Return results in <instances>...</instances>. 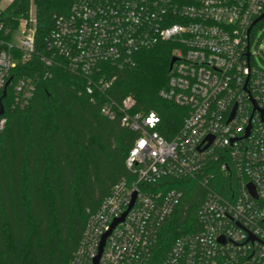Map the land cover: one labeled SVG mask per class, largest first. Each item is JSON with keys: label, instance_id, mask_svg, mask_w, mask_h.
I'll return each instance as SVG.
<instances>
[{"label": "built area", "instance_id": "built-area-1", "mask_svg": "<svg viewBox=\"0 0 264 264\" xmlns=\"http://www.w3.org/2000/svg\"><path fill=\"white\" fill-rule=\"evenodd\" d=\"M263 11L264 0H75L55 17L41 52L33 5L17 27L0 22V136L6 109L34 96V78L13 73L35 55L87 78L86 91L103 98L101 113L136 134L128 174L88 211L69 264L98 255L97 264H264V68L250 51ZM159 41L172 43L175 57L159 95L186 109L170 139L155 129L153 111L134 110L131 94L106 93L115 78L106 67L133 66ZM167 179L196 181L204 197L196 230L159 253V231L183 198Z\"/></svg>", "mask_w": 264, "mask_h": 264}, {"label": "trees", "instance_id": "trees-1", "mask_svg": "<svg viewBox=\"0 0 264 264\" xmlns=\"http://www.w3.org/2000/svg\"><path fill=\"white\" fill-rule=\"evenodd\" d=\"M74 1L11 0L0 9V22L17 27L32 4L41 52L55 17L66 14ZM262 21L251 30L250 42ZM172 50V43L159 41L140 50L133 66L106 67L115 75L106 93L116 100L131 94L134 110L157 115L155 129L166 139L186 115L184 107L159 95ZM21 72L31 75L36 87L25 108L6 109L0 136V264H69L88 211L128 174L125 158L136 134L101 113L103 98L86 91L87 78L63 66L44 67L36 55L28 63L19 62L13 76ZM167 183L181 189L183 198L159 231V253L177 236L196 230V212L204 197L196 181Z\"/></svg>", "mask_w": 264, "mask_h": 264}, {"label": "rangeland", "instance_id": "rangeland-1", "mask_svg": "<svg viewBox=\"0 0 264 264\" xmlns=\"http://www.w3.org/2000/svg\"><path fill=\"white\" fill-rule=\"evenodd\" d=\"M7 2L8 0H1L0 8H3ZM14 34V39L17 40V33L15 32ZM250 51L253 55V63H255L260 68H264V21H262L259 26L254 28Z\"/></svg>", "mask_w": 264, "mask_h": 264}, {"label": "water", "instance_id": "water-1", "mask_svg": "<svg viewBox=\"0 0 264 264\" xmlns=\"http://www.w3.org/2000/svg\"><path fill=\"white\" fill-rule=\"evenodd\" d=\"M263 18H264V11L253 21L252 25L256 24L257 22H259ZM247 56L249 57V52H247ZM174 60H175V57H171L170 64H169V68L171 67V65H172V63H173ZM1 110H2V108H1ZM102 244H103V240L101 242V246H102ZM98 257H99V255L94 259V264H97Z\"/></svg>", "mask_w": 264, "mask_h": 264}, {"label": "crops", "instance_id": "crops-1", "mask_svg": "<svg viewBox=\"0 0 264 264\" xmlns=\"http://www.w3.org/2000/svg\"><path fill=\"white\" fill-rule=\"evenodd\" d=\"M10 1H11V0H8L7 4H8ZM0 3H1V2H0ZM7 4H6V5H7ZM6 5H5V6H6ZM5 6H4V7H5ZM4 7H3V8H4ZM0 9H2V8H0Z\"/></svg>", "mask_w": 264, "mask_h": 264}]
</instances>
